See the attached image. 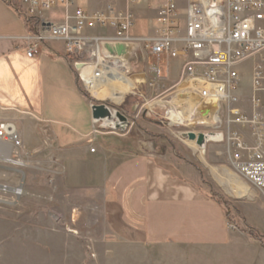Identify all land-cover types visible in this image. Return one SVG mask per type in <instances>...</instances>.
<instances>
[{"label":"crops","instance_id":"crops-1","mask_svg":"<svg viewBox=\"0 0 264 264\" xmlns=\"http://www.w3.org/2000/svg\"><path fill=\"white\" fill-rule=\"evenodd\" d=\"M74 1L78 7L89 12L102 10L108 5L116 9L130 10L134 15L129 29L132 39L156 34L159 29V0H136L134 4L126 0ZM52 11L54 10L41 13L40 16L55 21L62 20L63 10H59L61 16L58 19L51 18ZM136 24L144 26L143 33H132ZM29 32L30 26L25 24L15 9L0 0V117L12 122L24 141L37 139L41 135L40 128L44 126L49 127L56 138L64 136L67 143L80 142L81 138L89 137L93 129L91 105L105 100L96 99L78 82L71 64L65 60L61 42H48L42 46L38 55L27 57L25 41L22 38ZM82 34L87 38L102 39L104 42L116 41L115 30L110 27L88 26ZM131 48L140 54L138 62L124 57L129 67L126 76H131L133 81L132 89L136 88L134 83L143 80L137 71H133L134 64H142V70L152 78L155 77L150 70L151 63L140 46L128 45L127 53H131ZM261 55L264 56V51ZM182 61L181 56L163 61L164 78L159 81L166 90H171L179 80ZM173 62L177 66V72L176 76L171 77L170 64ZM246 62L236 68L240 81H246L248 84L250 82L251 86L252 70L260 60L258 56L251 59L248 77L243 79L240 69ZM138 90L137 92L146 96L145 92ZM243 95L238 88L240 101L237 107L250 111L249 107L243 106L245 99L250 102L249 98ZM170 96L169 92L167 97ZM134 98L141 103L140 98ZM107 101L112 102L110 99ZM127 101L128 99L124 98L120 103H108L110 107L124 112L128 119L130 117L127 119V131L125 130L124 134L104 129L91 135L95 142L101 143V155L117 156L114 157L115 166L110 172L105 195L106 215L117 237L134 247L163 245L220 248L228 254L233 250L238 251L245 244L258 246L257 242L252 241L242 230L246 227L253 228L264 237V192L246 179L247 185L244 184L245 192L242 195L244 200L237 209L239 213H229L230 216H227L229 206L226 207L219 196L209 192L215 190V187L210 188L202 183L199 167L194 168L190 164L198 162L201 165L210 162L206 158L202 159L205 161H192L181 151L178 153L182 156L159 141H155L154 151L147 150L145 145L147 141L152 140L148 134L142 132V135H139L135 131L134 134L132 132L134 125L144 127L147 121L139 115L135 105H130ZM141 106L143 109L140 111L148 112V105L143 103ZM111 138L117 143L115 152L112 153L106 146ZM214 144L218 143L208 145ZM85 154L89 155L86 151ZM228 154L231 168L235 169L230 152ZM211 159L217 160L214 156H211ZM214 169L228 177L227 182H230V178L233 179L231 175L234 173L229 171L228 166L217 164ZM228 217L233 224L231 227L228 226Z\"/></svg>","mask_w":264,"mask_h":264},{"label":"rangeland","instance_id":"rangeland-1","mask_svg":"<svg viewBox=\"0 0 264 264\" xmlns=\"http://www.w3.org/2000/svg\"><path fill=\"white\" fill-rule=\"evenodd\" d=\"M12 7L25 20L17 11V5ZM55 9L62 10L55 7L42 13L54 10L50 16L58 19L61 14ZM28 26L31 29V23ZM143 29V25L136 24L132 33L141 34ZM129 51L131 53L128 52L125 57L138 62L140 54L137 50L131 48ZM149 61L152 63V59ZM250 61L240 69L243 79L248 77ZM259 64L264 67V56ZM141 65L134 64L133 71H137L143 80L134 83L137 89L132 88L125 94L126 97L124 95L128 99L127 103L135 105L139 115L147 121L143 123L144 127L134 125L133 134L134 131L139 135L147 133L150 139L167 144L180 156L178 151H181L192 161H205L202 159L206 158L210 163L190 164L194 168L199 167L202 183L210 188L215 187L209 192L219 196L226 207L229 206L227 216L239 213L237 209L244 197L236 195L233 181L235 178L243 185H247V181L237 174L236 169L231 168L228 146L225 142L208 145L202 155L196 146L191 147L186 139H181L179 132L201 131L204 127L196 126L195 120L191 125L186 121L173 123V116L169 119L170 110L165 114L168 125L163 118V102L170 89L166 90L159 79L145 73ZM176 72L177 66L173 62L170 64V76H176ZM250 87V82L239 83V89L249 101ZM137 90L146 93L140 98L141 103L134 98L139 99L135 94ZM103 100L109 103L108 98ZM152 101L157 103L152 112L149 111L150 107L146 109L148 112L140 111L143 109L141 104L148 105ZM158 101L162 103L158 104ZM112 102L109 104L113 105ZM243 106L250 108V111L244 110L250 115L252 108L248 99H245ZM257 112L264 120V102ZM235 127L247 132V125ZM97 131L104 129L98 128ZM126 131L119 133L124 134ZM40 133L37 139L30 141H24L19 135L22 141L20 154L9 160H0V185L21 188V193L17 195L8 190L0 191V264H264V237L253 228L257 235L246 232L249 227L242 231L258 246L244 243L241 249L233 250L230 254L220 248L163 245L134 247L122 242L108 222L105 204L108 180L110 172L114 170V157L117 156L107 154L108 157H104L100 154L101 143L95 142L91 136L96 134L94 128L89 137L72 143L65 142L64 136L56 138L49 127L43 126ZM116 145L112 138L106 143L111 153L115 152ZM211 156L217 160L211 159ZM217 164L228 166L229 171L234 173L230 182L226 181L228 177L214 169ZM227 221L231 227L233 224L229 217Z\"/></svg>","mask_w":264,"mask_h":264},{"label":"built area","instance_id":"built-area-1","mask_svg":"<svg viewBox=\"0 0 264 264\" xmlns=\"http://www.w3.org/2000/svg\"><path fill=\"white\" fill-rule=\"evenodd\" d=\"M5 1L12 6L16 4L17 11L31 23L30 32L22 38L26 56L35 57L48 42H61L65 60L71 64L78 82L87 90L90 81L101 78L104 73L109 75L110 65L119 64L122 73H129L125 55L106 54L101 50L104 40L87 38L82 34L88 26L113 28L116 42L140 46L146 57L152 59L150 70L156 79L164 78L163 61L181 56L179 80L169 91L171 96L163 102V118L169 125L165 114L171 108L181 109L186 102L190 103L196 126H203L202 132H221L234 168L264 192V120L257 112L264 102V67L257 64L251 73L250 115L237 107L240 78L236 68L255 56L260 60L263 58L264 0H159V29L156 34L140 39L129 36L134 15L128 9L108 5L102 10L89 12L78 7L74 0ZM126 1L130 4L136 2ZM55 7L63 10L61 21L40 16ZM77 64H80L79 68ZM87 65L91 66V71L84 77L83 69ZM180 93L187 97L178 108L177 103L181 100L177 96ZM135 94L139 98L144 96L139 92ZM188 95H197L198 100L191 102ZM212 99L218 105L214 125H203L198 119L197 107ZM151 103L148 104L150 111L157 104ZM98 124L100 122H94V132L101 128ZM235 125H247V133ZM21 147L22 141L15 125L0 118V160L17 156ZM7 190L16 195L21 193L20 186L8 188L0 185V191Z\"/></svg>","mask_w":264,"mask_h":264},{"label":"water","instance_id":"water-1","mask_svg":"<svg viewBox=\"0 0 264 264\" xmlns=\"http://www.w3.org/2000/svg\"><path fill=\"white\" fill-rule=\"evenodd\" d=\"M103 49L110 55L122 56L127 53V45L122 43H104ZM77 68L80 64L76 65ZM191 102L198 100L197 95H188ZM178 99L181 100L177 103V107L181 108L183 100L187 97L185 93L178 94ZM218 105L216 100L212 99L208 103L202 102L197 107L198 119L201 124L212 126L214 125V116L217 113ZM91 118L94 122H100L101 128L111 131L121 130L124 131L128 125L127 118L121 114L117 109H113L107 103H93L91 105ZM181 139H186L189 143L194 142L201 154H205L207 145L209 143H222L223 134L219 131H193L184 130L179 132ZM145 148L149 151H154L156 143L153 140L147 141Z\"/></svg>","mask_w":264,"mask_h":264},{"label":"bare ground","instance_id":"bare-ground-1","mask_svg":"<svg viewBox=\"0 0 264 264\" xmlns=\"http://www.w3.org/2000/svg\"><path fill=\"white\" fill-rule=\"evenodd\" d=\"M105 43H112L116 44L118 42H105ZM123 44V43H122ZM103 45V44H102ZM101 45V50L104 53L108 54ZM119 64H115L114 66L110 65L107 72L109 75L105 73L100 75L101 78H95L91 82V85L88 84V90L91 92V95L96 99H105L108 98L115 103H119L123 100L124 95L129 92L133 85V81L130 77H127L124 73L119 70ZM91 66L87 65L83 69L84 77L90 74ZM104 77V79H103ZM107 88V89H106ZM107 100V99H106ZM113 109H117L113 107ZM118 110V109H117ZM121 114H123L127 119L128 117L126 114L120 110H118ZM169 119L173 116L172 120L173 123H181L182 121H186L188 124H192L196 118L194 116V110L190 103L186 102V104L181 109H170ZM216 115V114H215ZM216 117V116H215ZM194 118V119H193ZM121 130H116L115 132H120ZM125 131V130H124ZM114 132V131H113ZM191 147H195L196 145L194 142H190ZM92 150V149H91ZM203 155V154H202ZM9 157V156H8ZM8 157L6 159H8ZM233 186L236 188L237 191L236 195L242 196L245 192V185L243 183L237 181L234 178ZM235 196V195H234Z\"/></svg>","mask_w":264,"mask_h":264},{"label":"trees","instance_id":"trees-1","mask_svg":"<svg viewBox=\"0 0 264 264\" xmlns=\"http://www.w3.org/2000/svg\"><path fill=\"white\" fill-rule=\"evenodd\" d=\"M6 3L9 4V5H11V4L8 3V2H6ZM24 21H25V24H26V25H28V24L30 23V22H29L28 20H26V19H25ZM248 231H249L251 234H255V235H257V234L255 233V231H254L253 229H251V228H247V229H246V232H248Z\"/></svg>","mask_w":264,"mask_h":264}]
</instances>
